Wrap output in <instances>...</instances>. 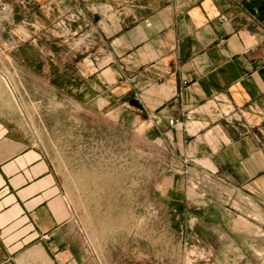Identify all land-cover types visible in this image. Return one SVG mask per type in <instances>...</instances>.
I'll list each match as a JSON object with an SVG mask.
<instances>
[{
    "label": "crops",
    "instance_id": "obj_1",
    "mask_svg": "<svg viewBox=\"0 0 264 264\" xmlns=\"http://www.w3.org/2000/svg\"><path fill=\"white\" fill-rule=\"evenodd\" d=\"M20 5L15 18L42 13L50 35L76 48L81 97L124 110L173 151L160 226L129 263L181 264L185 252L190 264H262L264 0ZM1 129L0 264H113L85 248L48 154Z\"/></svg>",
    "mask_w": 264,
    "mask_h": 264
},
{
    "label": "rangeland",
    "instance_id": "obj_2",
    "mask_svg": "<svg viewBox=\"0 0 264 264\" xmlns=\"http://www.w3.org/2000/svg\"><path fill=\"white\" fill-rule=\"evenodd\" d=\"M20 1L0 0L1 131L48 154L88 253L128 264L131 255L139 256L147 231L160 226L154 208L168 204L173 151L124 110L110 111L88 93L81 97L83 87L71 80L76 48L68 52L60 35H50L42 13L38 22L15 18L25 10ZM182 255L181 264H190Z\"/></svg>",
    "mask_w": 264,
    "mask_h": 264
}]
</instances>
